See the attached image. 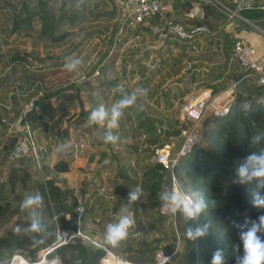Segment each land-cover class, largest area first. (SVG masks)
Masks as SVG:
<instances>
[{
    "label": "trees",
    "instance_id": "1",
    "mask_svg": "<svg viewBox=\"0 0 264 264\" xmlns=\"http://www.w3.org/2000/svg\"><path fill=\"white\" fill-rule=\"evenodd\" d=\"M75 1L77 8L71 12L68 9L72 0H19L17 2L2 0L0 2V36L5 40L11 37L12 44L19 37L26 35L44 42L47 46H57L59 42L70 38V30L63 29L62 26L66 22H72L76 18L75 16L86 10L84 0ZM86 1L88 2V0ZM89 1L90 6L87 9L93 16L92 18L102 15L110 21L119 14L117 0L108 2L103 0L101 3L98 0ZM100 4L107 5L108 9H102L100 12L95 10V7ZM243 12L250 18L253 16L264 17V9L257 7L245 9ZM170 23L175 22L171 21L161 27ZM125 24L131 25L129 20L121 21L120 33L124 31ZM0 42H3L2 38H0ZM7 44L9 43L6 42ZM79 50L81 48L78 49V52ZM10 52L0 44V62H2L0 123L4 126L5 123L3 122V124L1 121L4 118L15 125L17 119L22 117L19 125L24 124L27 129L21 132L28 138L29 143L32 141L35 144L38 154L35 156L32 148L29 147L28 154L18 156L16 159L18 162L8 167L6 186L10 194L3 196L0 200V215L7 213L9 219L15 211L21 210L22 202L18 199L23 193H26L28 197L39 194L42 198L41 205L30 208V210L31 213L36 212V218L43 227L40 232L28 231L32 222L31 213L25 219L19 217L7 233L0 235V259L5 255H11L15 249L21 251L27 249L34 255L39 249L52 244L55 240L57 226L71 228L76 225L74 222L70 226L69 219L74 220L75 208L79 203L74 188L70 187L63 178L58 177L59 173L69 170L68 159L62 157L56 160L52 166L40 161L39 145L34 140L36 136L33 135L35 131L50 132L56 126L58 120L53 118L56 108L49 102V98L54 93L59 95L61 89H44L43 84L39 81L41 79L39 71L35 70L36 67H33V62L29 60L31 58L18 50L9 55ZM48 55L54 60L56 56H62L54 53H48ZM61 63L63 64V61H56V64ZM108 65L113 67L109 66V68ZM101 66L102 71L115 70L114 59L108 57L105 64ZM13 71L21 73V77L18 78V86L12 88L8 83L9 75ZM243 80L250 87L247 89V93L243 91L246 94H242L239 91L227 111H213L204 117L200 124L201 130L203 128V136L201 134L200 140L173 167L174 173L184 179L188 188L198 197L200 211L195 217L187 218L180 209L175 216L161 212V204L169 200L170 196L171 169L155 159L150 165L143 168L142 187L146 188L147 183V188L150 190V195H148L150 199L145 200L142 206L145 215L147 213L146 221L150 222L151 217H154L158 225L168 221L172 231L177 229L180 232L182 236L177 234L176 238L182 237L181 239L185 242L187 264H213L217 252L221 254V264H242L246 255L243 234L250 231L253 226L258 228L256 236L264 244V226H261L259 220V217L264 216V204L256 203L257 199L264 200V187L260 186L264 178L241 177L238 171L241 166L248 164L251 172L252 166L247 158L253 154L256 156L264 154V105L253 97L254 95H263L264 89L254 79L245 78ZM247 99L250 104L246 107L243 101ZM31 100H33L32 106L26 108L27 103H30ZM90 115L88 110L81 106L79 113L66 119L67 125L79 128L84 122L90 120ZM90 122L98 129L99 133L108 131L111 135V129H107L99 122ZM147 125L151 131V135L148 137V142L150 141L148 146L153 145L149 147L153 154L156 148L164 144H171L172 141L168 139V136L171 134L176 136L180 134L181 130L180 127L173 126L171 131L166 130L162 134L164 129L161 128L160 132L155 134L157 129L153 123ZM5 126L7 129V124ZM16 130V126H14L13 131L9 132ZM133 132L135 134V130ZM110 143V141L106 142L107 147L110 146ZM6 152L10 153V150L8 149ZM109 158L111 160V156ZM35 159L39 161L37 173L40 174L38 177L35 176L36 179H34L32 170V165L36 162ZM28 181L32 182L31 186H28ZM124 181L126 183L119 184L117 187L122 201L119 200L114 209H118L124 202L127 203L128 210L131 211L130 215L136 222L129 228L127 240L121 241L119 247H113L105 241L101 244L135 264H148L153 260L157 249L162 248L168 253L172 252L175 240L174 243H163L160 236H148L146 230L143 229L140 237L135 236L136 231L141 232V226H144L143 217L138 216L137 200H130L132 181H128L127 177L124 178ZM59 182H62V185H59ZM13 200H15L14 207L8 208ZM87 212L90 213V210L85 205L79 225L83 233L90 238L89 241L78 237L74 242L55 246L53 254L60 258V264H101L100 259L105 251L102 246L91 241L92 233L85 229L86 223L90 225L97 223V228H100L102 236L105 237L107 225L118 223L119 220L108 216L98 223V219L92 218L93 216L91 217ZM67 214L70 217H67ZM177 222L179 223L178 228H176ZM17 225L20 227L19 233L14 231ZM198 229L202 234H196ZM189 230L193 233L192 238L188 237ZM51 264L55 263L51 262Z\"/></svg>",
    "mask_w": 264,
    "mask_h": 264
},
{
    "label": "crops",
    "instance_id": "2",
    "mask_svg": "<svg viewBox=\"0 0 264 264\" xmlns=\"http://www.w3.org/2000/svg\"><path fill=\"white\" fill-rule=\"evenodd\" d=\"M117 1L118 8L123 11L126 0ZM241 1L243 0H161L162 8L158 14L143 22L125 24L124 31L119 33V42L123 44L124 41L132 38L133 47L130 49L124 46L116 53V59H121L120 64L116 65L117 69L114 68L113 71L100 69L98 64H105V60L110 58L108 55L110 49L103 50V58L95 66L93 64L91 71L83 74L80 81L77 83L69 81L63 87L57 86L56 89H61L59 95L54 93L49 98V102L56 108L53 118L58 122L50 132L33 133L37 141L43 143L40 145L37 142L42 162L52 166L62 157L68 159L69 170L59 173L58 177L63 178L70 187L74 188L78 201L86 205L90 210V213H87L93 216L92 218L98 219V223L108 216L119 220L122 215L131 214L125 202L118 209H114L117 202L122 201L117 187L126 183L125 177L128 181H132V193L137 189L140 190L137 199L138 216L143 217V221L146 220L147 213L145 215L142 206L145 200L150 199L148 196L150 190L147 188V183L146 188L142 187L144 178L142 173L143 168L154 161V154L149 150L153 145L148 146L151 131L147 124L153 123L158 133L163 127L164 120L169 121L170 125L175 121H180L182 125L188 122L181 110V105L186 100L210 96L215 99L213 102L215 109L226 105L230 108L239 91L242 94L247 93L249 84L246 85L243 80L245 78H239L241 68L232 56L231 47L236 40L248 42L255 47L256 55L264 62V17L250 18L243 12L245 9L255 7L264 9V0H247L246 6L239 7ZM222 5L236 9L237 15L229 17L225 14ZM171 21L179 22L186 30L195 32L194 37L179 39L174 35L162 36L149 27L151 24L164 26ZM118 27L121 29L120 23ZM18 41L22 42L16 40L15 46L18 45ZM39 42L42 43L36 40L34 47L37 48ZM19 51L26 53L30 58L33 56H30L31 54L37 53L36 49L32 52ZM73 52L76 54L78 51ZM48 53L62 56L67 54L55 53L49 48ZM38 60L41 62L43 59ZM61 61L63 64H56L57 67L65 66V61L63 59ZM109 66L112 68V65ZM47 68L49 67H43L44 70ZM95 69L102 72L101 78L94 74ZM109 76L116 81L110 85L111 88L105 86ZM128 76L130 80L125 83L123 80ZM71 88H74V95L66 93ZM260 96L262 95L255 97ZM133 97V103L120 110L121 116L117 119L116 125L109 127L112 107L123 99ZM32 101L27 103L29 107L32 106ZM81 106L88 110L89 114L103 106L108 116L99 124L111 129L109 135L114 140H102L104 132L99 133L90 120L79 128L67 125L66 119L79 113ZM210 114H206L205 117ZM134 121L137 123L135 124ZM4 126L0 123V200L8 195L6 186L8 167L18 162L16 160L18 156L29 153L26 149L20 155H13L17 142L24 138V135L19 130L9 132ZM94 132L97 133L98 138ZM130 132L132 136H129ZM164 132L166 130H163L162 134ZM78 135L85 142L82 153L76 157L65 156L64 145L72 139H78ZM168 139L172 141V153L176 152L181 136L171 134ZM107 141L111 142L109 147L106 145ZM140 142L145 144L142 145ZM8 149L10 153L6 152ZM35 152L38 154L37 150ZM108 156H111V160ZM59 185H62V182H59ZM67 217L70 215L67 214ZM150 219L154 222V217ZM166 222L168 221L163 223ZM150 227V225H142L140 231L143 229L150 232L149 229H152ZM85 229L105 241L102 233L97 234L98 230L101 232L100 228H97V223L92 225L86 223ZM136 235H140L139 230L136 231Z\"/></svg>",
    "mask_w": 264,
    "mask_h": 264
},
{
    "label": "rangeland",
    "instance_id": "3",
    "mask_svg": "<svg viewBox=\"0 0 264 264\" xmlns=\"http://www.w3.org/2000/svg\"><path fill=\"white\" fill-rule=\"evenodd\" d=\"M12 2H17L19 0H10ZM59 1V0H56ZM99 3L103 2V0H98ZM105 2H108L109 0H104ZM114 1V0H112ZM0 2H2V0H0ZM111 2V1H110ZM76 1L72 0L71 5L69 7L68 10H70L72 12V10H75L77 8L76 6ZM84 5L86 10L81 12L78 16H75L76 18L73 19L72 22H66L65 25H63V29L68 28L70 30V38L64 39L63 41L59 42L57 46H50L47 47L45 45V43H40L38 44L37 48L34 47L36 45V40L33 37H20L19 40H21L22 42L18 41V45L15 46V41L13 42V44L10 42L11 37L8 38V40H5L4 37L0 36V38H2L3 42H0L1 47H4L5 49H8L11 55L13 53V51L15 50H23L26 52H32L33 49L37 50L36 54H31L30 56H32L31 62H33V67H36L35 70L39 71L38 73L41 76V79L39 80L43 86L44 89H51V90H55L57 88V86H64L66 85V83H69V81H73L74 83H77L78 81H80L83 78V74H87L88 72L91 71V67L93 64L95 63H99V61L103 58L102 57V51L103 50H109L108 55H110V57H113L114 61H115V66L114 68L117 69L118 66L120 64L121 59L119 58L116 59V53L119 52L120 49H122L124 46L126 48H132L133 47V41L132 38L129 41H124L123 44L121 42H119L118 40V35L121 31V29L119 28L118 30V24L124 20V16L123 13L121 11L120 8L119 12H120V18L116 17L112 20H107L104 16L99 15L95 18H92L93 16L90 14V12L88 11V7L90 6V1L88 0V2L86 0H84ZM102 9H108L107 5L104 4H100L98 7H95V10L97 11H102ZM6 42L9 43V45H6ZM122 44V46H121ZM76 45H78L76 47ZM50 49L52 52L55 53H67L65 56H62L61 58L59 56H57L54 59L48 57L49 55L47 54V49ZM78 53V55L75 54V52L73 51H78V49H80ZM113 51V52H112ZM122 51V50H121ZM81 52V54L79 55V53ZM57 55V54H56ZM107 55V56H108ZM116 55V56H115ZM43 59L41 60V62H39L38 59ZM60 58V59H59ZM118 58V57H117ZM64 60V67H57L56 65V61L59 60ZM56 65V66H54ZM75 65V66H73ZM100 65V67H102L101 65L103 64H98ZM47 66L49 68L43 70V67ZM113 67V66H112ZM2 69V62H0V70ZM15 70V69H14ZM20 70V68H19ZM14 72V73H13ZM9 77H10V81L8 83L9 86L15 87L16 85L18 86V78L21 77V73H15V71H13ZM108 72V71H107ZM8 74V73H7ZM97 76H99V78L102 77V72L99 71L98 74H96ZM130 77H126L125 83L126 81H129ZM108 79V83L107 85H105L107 88H111L110 85H113V78H111L109 76ZM95 91V90H94ZM97 91V90H96ZM66 93H72L74 95V88H71V90H69L68 92L66 91ZM108 93H107V97H108ZM262 98H264V94L262 95ZM52 99V98H51ZM233 104V103H232ZM29 107V104L27 105ZM215 105L213 104V106H210V108L207 110L206 114L212 113V110L215 111ZM221 109H224L223 107H220ZM234 108V107H233ZM232 108V109H233ZM176 114H178V110H176ZM205 114V115H206ZM179 116V115H178ZM205 117V116H204ZM203 117V118H204ZM203 120V119H202ZM135 124L137 123V121H134ZM189 122V121H188ZM156 123V122H155ZM172 124H169V121H162L163 127H161L164 130H169L171 129V127H184L185 124L182 125V123L180 121H175L174 123L171 122ZM21 127L19 128L18 126V130L20 131ZM201 129V126H200ZM103 133V138L102 140H107V137L109 136V133L106 131H102ZM203 132V128L201 130V133ZM97 137V133L94 132ZM107 133V135L105 134ZM155 134H157V132L155 131ZM131 135V132L129 134V136ZM132 136V135H131ZM141 137H143L142 134H140ZM203 136V133H202ZM201 136V137H202ZM22 137V136H20ZM35 137V136H34ZM99 137V136H98ZM97 137V138H98ZM94 138V137H93ZM138 138V136L136 137ZM52 139H54V137L52 136ZM35 142L37 143V139H34ZM27 142V140H26ZM29 143V141H28ZM27 143V144H28ZM40 145L42 143V141L38 142ZM103 143V142H102ZM43 144V143H42ZM140 144H145L144 142H140ZM35 156H37V153H34ZM35 163L32 165V170H33V175H34V179H36L35 176H39L40 174L37 173V171L39 170V161H37V159H35ZM40 161L41 157H40ZM32 182L28 181V186H31ZM30 190V189H29ZM31 191V190H30ZM7 194H10L9 192ZM12 195V194H11ZM28 197V195L26 193H23L20 197V199H18L19 201L23 202V200ZM15 200H13L12 202H10V204L8 205V208H13L15 205ZM31 213L30 208H26L24 210H19V211H15V213L13 214V216H11L8 219V214H2L0 215V235H3L5 233L8 232V230L14 226L15 221L21 217L23 219L27 218ZM144 225L146 224L147 226H151L149 229L150 232H147L148 236H160L162 239L163 243H172L175 240V247L173 249V253L169 259V261L167 262V264H187V251L185 252V242L178 237V239L176 238L177 234H180L179 231L174 230L172 231L169 227V222L166 223H162L160 224L161 226L159 227L158 223L156 224V221L154 220V222L150 221L149 223L144 220L143 221ZM74 224V220L71 218L69 219V225L72 226ZM178 222L176 223V228H178ZM102 232H100L98 230L97 234H100ZM140 235H137L136 237H140L142 235V231L139 232ZM181 235V234H180ZM92 237V242L96 243H103V239L100 236H94L91 235ZM175 236V238H174ZM182 236V235H181ZM78 237L73 238L72 240H70L69 242H74L75 239ZM82 238V237H79ZM101 238V239H100ZM84 241H89V238H82ZM55 240L53 241L52 244L48 245L45 248H41L38 251L35 252V254H31L30 251H28L27 249H24L23 251H21L20 249H15L14 252L11 255H5L3 258L0 259V264H10L14 261L15 257L17 256V254H21L23 255V257L28 261L27 264H31V263H38V262H43L45 260H48L49 262H53L54 261V257H57L55 254H53V249L51 250V248L54 245ZM174 243V242H173ZM187 250V249H186ZM49 251V252H47ZM17 252L14 256L13 254ZM47 252V253H46ZM13 256V257H12ZM14 258V259H13ZM53 258V259H50ZM13 259V260H12ZM35 261V262H33Z\"/></svg>",
    "mask_w": 264,
    "mask_h": 264
},
{
    "label": "built area",
    "instance_id": "4",
    "mask_svg": "<svg viewBox=\"0 0 264 264\" xmlns=\"http://www.w3.org/2000/svg\"><path fill=\"white\" fill-rule=\"evenodd\" d=\"M247 4L248 1L243 0L239 2V7L246 6ZM222 6H223L222 7L223 10L229 17L237 15L236 9L226 5H222ZM161 8H162L161 0H126V2L124 3L122 13L124 19L129 20V23L133 24V23L143 22L145 19L155 16L160 12ZM150 29L153 32H157L159 35L162 36L174 35L179 39H191L194 37L195 34V32L186 30L182 25L176 22L170 23L165 27H161L158 25H150ZM231 52H232V56L236 59V61L238 62L241 68L242 71L241 79L243 78L254 79V81L264 89V62H262L256 55L255 47L248 42L242 40H236L231 47ZM98 73L99 70L95 69L94 74L96 75ZM259 98H260L259 99L260 103L264 105V99L262 98V96H260ZM214 100L215 99L210 96H205V97H198L193 100H186L184 103H182L181 110L184 113L185 118L188 119L189 122L188 124L184 125V127H182L180 130L179 135L181 136V141L176 152L172 153L171 144L169 143L156 148L154 153V159L156 161L162 163L165 167H169L171 169L170 194L173 191H176L182 197L186 199H190L193 205L198 204L197 195L188 188L187 183L184 181V179H181L179 176H177L174 173L173 167L182 157L186 156L190 151V149L193 147V145H195L200 140L202 134L200 129L201 121L205 116L207 110L210 108V106H213ZM243 104L247 107L250 104V101L248 99L244 100ZM223 108L224 109L221 108L215 109V111L225 112L229 109L227 105ZM1 121L7 124V131H13V128L15 126L13 122H10L4 118L1 119ZM20 127H21L20 131H24L27 129L26 125L24 124H22L21 126L19 125V128ZM23 137L25 139L26 149L31 147L33 153H36L35 144L32 141L28 143L29 141L28 138L26 136ZM77 137L78 139H72L70 142L64 145L63 147L64 154H67L71 157H76L82 153L85 142L80 137V135H78ZM173 208L174 205L171 204L170 200L163 202L160 206L161 212L175 216L177 214L178 209H176L175 212H173ZM84 210H85L84 203L79 202L75 208L76 225L74 227L60 228L57 226L55 232V242L53 247L58 244L69 242L75 237L89 238L83 233L79 225ZM196 215L197 213L195 214V216ZM96 244L102 246L105 251L100 259L101 264H135L121 257L120 255L112 251L110 248L105 247L100 243H96ZM173 252L174 251L168 253L164 251L162 248H159L155 251L153 260L148 264H167Z\"/></svg>",
    "mask_w": 264,
    "mask_h": 264
},
{
    "label": "clouds",
    "instance_id": "5",
    "mask_svg": "<svg viewBox=\"0 0 264 264\" xmlns=\"http://www.w3.org/2000/svg\"><path fill=\"white\" fill-rule=\"evenodd\" d=\"M133 98L123 99L119 101L116 105L112 107L111 110V122L109 127H114L116 125L117 119L121 116V109L127 106H130L133 103ZM108 113L105 111L103 106L92 111L89 119L93 122H103ZM107 140H114L110 135L107 137ZM249 164L252 166L251 172L249 171L248 164L241 166L239 168V175L241 177H248L251 179L252 177L256 178H264V154L260 156H256L255 154L249 156L248 158ZM261 187H264V180L261 181ZM137 191L130 194V200L136 201L138 199ZM171 204L174 205L173 212L176 209H180L187 217H194L197 212L200 211V205H193L190 199H186L182 197L178 192L173 191L168 197ZM42 203V198L37 194L34 197H26L20 205L21 210L26 208H34L35 206H40ZM257 204H264V200L257 199ZM32 222L28 231L31 232H40L42 230L43 225L36 218L37 214L35 211L31 213ZM261 226H264V216L259 217ZM135 220L131 217V215H122L119 218V222L115 224H108L105 233V242L113 247H119L121 241H125L129 235V228H131L135 224ZM258 228L253 226V228L248 231L246 234H243L244 247L246 255L242 261V264H264V244L260 242V239L256 236ZM16 233L20 232V227L17 225L14 229ZM188 237L192 238L193 233L191 230L188 231ZM197 235L202 234L198 229L196 232ZM221 254L217 252L213 259V264H221Z\"/></svg>",
    "mask_w": 264,
    "mask_h": 264
},
{
    "label": "water",
    "instance_id": "6",
    "mask_svg": "<svg viewBox=\"0 0 264 264\" xmlns=\"http://www.w3.org/2000/svg\"><path fill=\"white\" fill-rule=\"evenodd\" d=\"M255 97V96H254ZM257 99V101L259 102V97H255ZM33 103V101H32ZM22 117H20L19 119H17L16 123H15V126H16V129L18 128L19 126V123L21 121ZM26 150V145H25V139L24 138H21L19 142H17L16 144V147L14 148L13 150V155H20L22 154L24 151ZM57 246V245H56ZM55 247V246H54ZM52 247L51 250L54 248ZM49 252V251H47ZM46 252V253H47ZM57 259V264H60L61 260L59 257H55Z\"/></svg>",
    "mask_w": 264,
    "mask_h": 264
},
{
    "label": "bare ground",
    "instance_id": "7",
    "mask_svg": "<svg viewBox=\"0 0 264 264\" xmlns=\"http://www.w3.org/2000/svg\"><path fill=\"white\" fill-rule=\"evenodd\" d=\"M53 262L55 264H57V259L55 258ZM27 263H28V261L23 257V255L17 254V256L15 257L14 261L12 263H10V264H27ZM31 264H33V263H31ZM34 264H51V262H49L48 260H46V262H45V260H44L43 262H38V263H34Z\"/></svg>",
    "mask_w": 264,
    "mask_h": 264
}]
</instances>
